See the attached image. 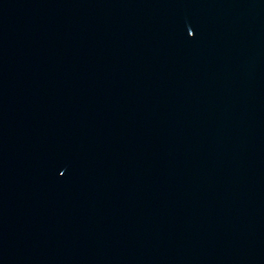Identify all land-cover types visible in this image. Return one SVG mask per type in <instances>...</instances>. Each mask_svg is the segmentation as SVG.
Segmentation results:
<instances>
[{"label":"water","instance_id":"water-1","mask_svg":"<svg viewBox=\"0 0 264 264\" xmlns=\"http://www.w3.org/2000/svg\"><path fill=\"white\" fill-rule=\"evenodd\" d=\"M0 264H264V0H0Z\"/></svg>","mask_w":264,"mask_h":264}]
</instances>
